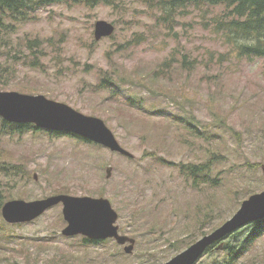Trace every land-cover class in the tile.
<instances>
[{
	"label": "rangeland",
	"instance_id": "374dc122",
	"mask_svg": "<svg viewBox=\"0 0 264 264\" xmlns=\"http://www.w3.org/2000/svg\"><path fill=\"white\" fill-rule=\"evenodd\" d=\"M160 8L156 0L55 4L17 23L3 42L0 66L15 73L2 90L43 94L102 118L135 155L69 134L7 133L0 126V164L20 166L0 174L9 200L104 197L118 212L120 232L136 242L128 254L112 239L85 244L81 235L66 237L62 205L23 225H7L0 213L7 225L0 229V264H165L264 190V59L239 55L216 30L222 7H191L172 19ZM99 20L115 31L97 40ZM25 37L54 43L43 55L35 51L36 62ZM168 57L167 78H155ZM110 77L114 84L102 86ZM132 94L143 103L134 106ZM191 119L199 130L186 125ZM197 164L208 171L195 185L181 166ZM258 225L222 241H243ZM248 246L235 264H264V230ZM229 253L219 245L200 263L226 264Z\"/></svg>",
	"mask_w": 264,
	"mask_h": 264
},
{
	"label": "water",
	"instance_id": "95a60500",
	"mask_svg": "<svg viewBox=\"0 0 264 264\" xmlns=\"http://www.w3.org/2000/svg\"><path fill=\"white\" fill-rule=\"evenodd\" d=\"M115 26L105 20L95 24V38L111 36ZM0 117L10 123L33 124L37 129L77 135L101 145L114 153L129 158L135 155L124 148L106 122L99 117L86 115L67 103L48 98L46 95L25 94L0 88ZM111 169L107 170V177ZM62 205L66 237L83 236L91 241L114 239L124 245V251L132 253L136 240L120 232L118 212L111 201L104 197L55 194L43 199L26 201L11 199L4 203L1 214L9 224L31 223L51 208ZM264 220V190L244 200L239 210L220 227L203 236L165 264H202L200 259L207 249L234 234L248 224Z\"/></svg>",
	"mask_w": 264,
	"mask_h": 264
},
{
	"label": "trees",
	"instance_id": "16d2710c",
	"mask_svg": "<svg viewBox=\"0 0 264 264\" xmlns=\"http://www.w3.org/2000/svg\"><path fill=\"white\" fill-rule=\"evenodd\" d=\"M106 0H0V48H3V42L7 37H12L16 30L17 23H25L32 20L36 13L47 6L63 3H73L82 4L86 3L89 5L103 3ZM158 4H161V12L164 17L169 19L174 18L176 15H180L182 12L193 7L201 9L203 7L208 8H218L222 7V14L217 18L215 28L218 32L224 34L227 41L231 43L234 49L239 55H244L248 57H258L264 59V0H156ZM53 44L54 40L52 38L47 39L45 43L43 39L36 38H26L25 44L27 48L33 50V55L35 56L36 62L40 60V56L36 53L39 52L42 55L45 54L43 48L48 47V44ZM36 51V52H35ZM17 57L20 55H12ZM22 61L23 59H19ZM171 58L168 57L162 65H159L154 71V77L159 78L162 76V80H165L166 74L162 67L169 64ZM15 69H11L10 66H0V87H5L7 75L14 76ZM102 86L107 84H114L113 79L103 78ZM131 103L134 106H139L143 103L144 97H136L132 94L130 98ZM186 125L190 128L199 130L200 128L192 121H187ZM0 126L2 130L7 133H24L28 130H42L37 129L33 124H16L10 123L3 120L0 117ZM49 135L61 136L65 133L46 131ZM236 135H239L233 131ZM197 134V132H195ZM73 137L80 138L86 142L93 143L89 140L81 138L77 135L69 134ZM96 144V143H94ZM214 161H217L215 156ZM10 167L15 169L20 168V166L9 165L5 166L0 164V174L8 173ZM208 165H182L181 169L184 173L194 178V184H198L199 181H207ZM218 181H212L215 186L218 185ZM0 180V213L1 208L6 201H8L13 196L8 194V189H5ZM61 192V191H59ZM63 194V193H59ZM68 194V193H65ZM103 194V193H101ZM7 225H12L6 222ZM6 224H1L0 229L7 227ZM259 224V225H258ZM14 224L13 226H15ZM23 225V224H21ZM257 227L253 229V232L243 241H236V243H225V241L217 242L211 245L205 254L214 252L218 246L228 250L231 256L230 262L226 264H235L236 259L243 255L247 250H249L248 243L260 235V231L264 230V220L257 222ZM84 243H91V240L84 237ZM229 238V237H228ZM97 242V241H94ZM241 245V247H240ZM236 248V249H235ZM211 264H225L221 262L214 261Z\"/></svg>",
	"mask_w": 264,
	"mask_h": 264
}]
</instances>
